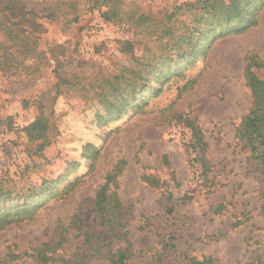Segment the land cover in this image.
<instances>
[{
	"label": "rangeland",
	"instance_id": "1",
	"mask_svg": "<svg viewBox=\"0 0 264 264\" xmlns=\"http://www.w3.org/2000/svg\"><path fill=\"white\" fill-rule=\"evenodd\" d=\"M8 1L0 19L31 7L40 27L38 55L0 68V264H38V250L46 264H113L117 250L126 264H264V174L235 137L264 5L248 29L213 38L197 0ZM187 120L205 144L196 157ZM106 182L120 206L102 217Z\"/></svg>",
	"mask_w": 264,
	"mask_h": 264
},
{
	"label": "trees",
	"instance_id": "2",
	"mask_svg": "<svg viewBox=\"0 0 264 264\" xmlns=\"http://www.w3.org/2000/svg\"><path fill=\"white\" fill-rule=\"evenodd\" d=\"M239 1L240 0H197L195 2L197 8L209 17L207 25L211 29L213 38L230 33L242 32L254 24L255 12L264 5V0H254L252 4L250 3L249 9L246 11L241 10ZM7 3L12 4L14 1L9 0ZM47 11V17L54 16L53 13L49 12L50 10ZM5 12L6 14H2V18L0 19L1 24H3L5 19L9 20L14 17H17L18 21L19 18L22 19L19 25L20 27L16 30H14L13 27L17 26L18 21L13 22L9 20L11 26L9 30L11 29V31L8 36L11 35L9 37L12 41V46L7 47L3 46L4 44H0V68L4 72H14L19 68L21 69L19 66H21V63H23L26 58H34L38 55V52H36L38 36H33V34L39 31L38 28L40 27L34 20L35 17H38V12L31 7L25 8L22 11L15 10L13 5L7 7ZM9 14L11 16H9ZM11 47L15 48L14 51L10 50ZM34 66L35 63L25 68L31 69ZM243 73L246 84L250 90L252 105L236 128L235 137L241 143L242 147L250 152L251 157L260 165L262 173L264 174V58L250 55L245 64ZM43 120L44 116L40 114L36 116L32 123L24 128L31 139H37L43 136ZM187 126L191 130V139L186 146H188L192 152H195L196 157L205 147V144L202 140L201 131L194 122L187 120ZM87 148H90V146ZM162 162L169 165L166 154L162 155ZM107 186L108 182L104 183L99 188L95 197V206L97 210L102 213V217L106 205L115 209L120 206V203L114 195H107ZM262 196H264V194ZM187 198H189V196ZM168 199H170V194ZM261 210L264 214V197L263 200H261ZM172 211L173 206L166 208V213H171ZM5 221L7 222V220ZM44 252L45 250H38L34 254L38 264H46L47 260H49ZM262 257L263 255L259 254V256H256V259L264 262L262 261ZM126 261L127 252L117 250L115 252L113 264H126ZM213 262L211 257H204L200 260L190 258L187 264H213Z\"/></svg>",
	"mask_w": 264,
	"mask_h": 264
}]
</instances>
